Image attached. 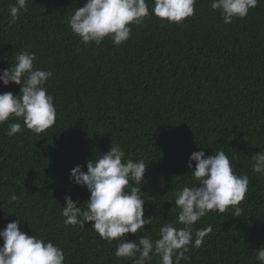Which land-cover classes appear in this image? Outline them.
<instances>
[{"label": "trees", "instance_id": "1", "mask_svg": "<svg viewBox=\"0 0 264 264\" xmlns=\"http://www.w3.org/2000/svg\"><path fill=\"white\" fill-rule=\"evenodd\" d=\"M15 2L0 0V71L16 54L34 52V68L52 72L45 87L56 119L41 134L22 119L0 124V230L18 221L25 234L62 248L64 264H133L135 258H117L118 242L100 238L91 223L64 224L65 196L78 207L90 199L86 187L71 181V170L79 165L86 172L87 162L112 144L126 159L148 163L140 187L145 218L153 221L147 233L125 239L155 240L165 223L184 227L173 206L175 193L195 183L191 154L222 150L234 173L249 177L242 215L230 207L197 221L194 229L213 231L181 264H260L264 175L252 172L251 157L264 152V0L231 24L210 8L212 0H196L194 15L179 24L151 15L153 0H146L149 17L130 24L131 36L119 46L107 37L85 46L73 35L67 21L86 0H27V11L9 25ZM20 87L0 82V94L16 96ZM16 122L23 131L10 137L8 126ZM11 195L17 200L10 204Z\"/></svg>", "mask_w": 264, "mask_h": 264}, {"label": "clouds", "instance_id": "2", "mask_svg": "<svg viewBox=\"0 0 264 264\" xmlns=\"http://www.w3.org/2000/svg\"><path fill=\"white\" fill-rule=\"evenodd\" d=\"M196 0H153L151 15L169 23L179 24L195 13ZM258 0H212L210 8L218 10L224 24L234 19H244L249 10L257 7ZM22 11H27V0H16L9 8V25L17 23ZM146 0H86L83 7L75 10L67 24L71 32L85 46L100 45L107 37L119 46L126 42L132 29L130 24H140L149 17ZM36 54L22 51L15 55V63L9 69L0 71V82L8 86L20 85V92L0 94V124L11 119H22L28 130L41 134L54 125L56 108L54 97L47 94L46 82L51 71L34 68ZM23 131L21 123H11L7 135L14 136ZM251 170L264 175V152L251 157ZM195 162L193 168L192 162ZM148 163L143 159L134 162L126 159L119 145H111L109 151L87 162V171L77 165L71 170L70 179L78 186H84L90 199L78 207L70 196H65L62 216L65 225L91 228L100 238L109 243L117 241V258H135L133 264H149L153 256L160 257V264H181L188 261L192 247H200L204 238L213 231L211 225L194 229L193 225L209 212L224 213L231 207L236 217L242 215L238 207L245 199L249 177L234 173L228 155L217 151L206 156L203 150L193 152L188 167L195 183L184 186L175 193L173 209H178L177 228L165 223L159 228V238L139 236L137 241H127L126 234L145 232V225H151L153 218H145V200L141 196V184ZM17 200L9 197V203ZM171 201V200H170ZM0 264H64L62 248L51 241L27 235L21 231L19 222L7 224L0 230ZM256 252V260L264 264V247Z\"/></svg>", "mask_w": 264, "mask_h": 264}]
</instances>
